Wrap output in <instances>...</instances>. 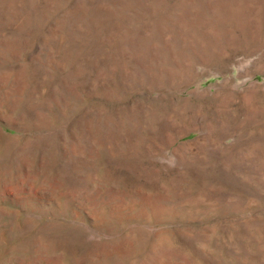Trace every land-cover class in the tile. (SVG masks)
<instances>
[{"label": "rangeland", "instance_id": "1", "mask_svg": "<svg viewBox=\"0 0 264 264\" xmlns=\"http://www.w3.org/2000/svg\"><path fill=\"white\" fill-rule=\"evenodd\" d=\"M0 264H264V0H0Z\"/></svg>", "mask_w": 264, "mask_h": 264}]
</instances>
